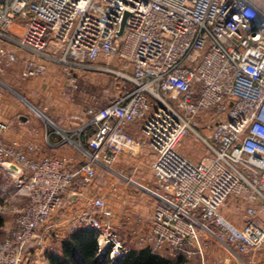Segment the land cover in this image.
I'll return each instance as SVG.
<instances>
[{
    "label": "built area",
    "instance_id": "2783aa9c",
    "mask_svg": "<svg viewBox=\"0 0 264 264\" xmlns=\"http://www.w3.org/2000/svg\"><path fill=\"white\" fill-rule=\"evenodd\" d=\"M17 49L60 62L68 92L81 93L79 71L93 70L111 77L114 94L86 110L78 132L91 131L87 161L77 167L69 155L30 157L32 143L6 145L10 125L0 118V171L19 168L16 184L28 196L0 242V264L26 263L28 243L62 211L74 183L91 185L99 169L113 172L120 153H137L132 124L153 152L152 186H140L152 200L142 247L201 264H220L206 258L212 244L230 255L264 250V0H0V75L18 60L22 78L46 70ZM190 134L205 147L199 161L178 149ZM237 212L240 226L230 217ZM113 219L95 196L65 222L92 231L98 253L116 263L128 250Z\"/></svg>",
    "mask_w": 264,
    "mask_h": 264
},
{
    "label": "crops",
    "instance_id": "0c3cea01",
    "mask_svg": "<svg viewBox=\"0 0 264 264\" xmlns=\"http://www.w3.org/2000/svg\"><path fill=\"white\" fill-rule=\"evenodd\" d=\"M24 52L26 55L19 54L21 58L32 59L38 63L46 62L47 72L44 71L41 75L35 76L36 78L32 82H38L37 84L43 83L44 90L48 91L49 95L45 102H41L38 98L35 100L31 99L36 102L37 110L40 114L34 115L27 112L21 104L9 96L7 86L2 81H6L9 75L8 68H5L7 70H5L6 73L0 75V118L6 120L10 127L2 135V141L6 145L17 141L22 147L27 144H34L37 147L36 151L27 153L34 159L44 156L60 157L62 155H69L73 159L71 166L77 167L87 161V136L86 133L81 134L78 132L85 123L82 115L86 114V110L89 108L87 99L82 97L83 99L80 100L77 98L78 92L71 93L66 91L67 76L62 66L56 68L53 66L54 64L51 65V61L43 60L42 57H38L30 52ZM19 69H21V66L18 68V71ZM27 84L23 86L24 89L28 87ZM31 89L29 86L26 91L29 92ZM44 95L46 96V93ZM49 125L52 127L49 128ZM127 130L136 140L142 143L139 145L138 153H120L118 155L114 166H117L119 174L99 169L93 184L79 186L77 183H74L65 192L63 195L64 206L62 211L55 214L49 220L54 229H57L58 238L54 240V250L45 254L46 264H50L49 256L61 258L64 244L67 245L68 243V245L72 246L77 237L80 236L79 233L81 231L79 229L74 231L68 230L65 220L84 208L87 198L102 197L107 206L114 212V223L122 222L125 217H128L129 222L127 223L132 228H135L139 226L142 220H149L152 200L148 194L140 189V186H148L151 183L152 173L147 159L152 161L153 152L144 142L143 138L141 139L136 124L129 125ZM68 132L69 137L76 136L75 141L67 138L66 133ZM10 169L12 174L3 170L0 171V196L3 197L0 198L1 203L7 201L10 197H16L19 195L17 193H26L23 184L21 186L16 184L21 170L14 165H10ZM235 203L233 201L229 204L234 205ZM239 214L240 216L236 218H240V220L235 222L240 226L243 214L242 212ZM234 216L230 215L233 220ZM8 219L11 220V218ZM9 220L7 224L11 225L12 223ZM53 227L49 225L47 229H52ZM86 235H83L85 236V240L86 238H90L89 234V237ZM29 250L33 252L32 256L37 251L32 248H29ZM163 253H165L163 255H167L166 252ZM71 257L75 258L73 259L75 260L73 264H87L86 258L78 257L73 251ZM206 258L210 261L220 259V264H249L248 261L251 258L256 261H264V250L254 255H230L216 244H212L207 251ZM194 263L201 264L200 258H196Z\"/></svg>",
    "mask_w": 264,
    "mask_h": 264
},
{
    "label": "rangeland",
    "instance_id": "374dc122",
    "mask_svg": "<svg viewBox=\"0 0 264 264\" xmlns=\"http://www.w3.org/2000/svg\"><path fill=\"white\" fill-rule=\"evenodd\" d=\"M12 33L15 36H19L21 34L19 26L14 25L12 27ZM53 47H55L54 44H53ZM50 49L51 48L47 49L46 51H44V53L51 54L57 58L61 56L60 51L54 52L55 51L54 49H52V51ZM17 53L20 55H26V53L23 50H18ZM51 62H52L51 65L54 64L53 66H55L56 68L57 67L60 68V66L63 67V65L60 62H56V61H51ZM20 63L21 61L18 60L17 62L7 65L5 68L6 69L8 68L7 70H8L9 75L6 78V81L5 80H2V81L6 84L7 89L9 91V96L14 101L21 104L22 107L27 110V112L34 114V115L36 114L38 115L40 113L37 110L36 102L33 100L38 98L40 99L41 102H45V100L47 101L49 92L44 90L43 83L37 84L38 82H35V81H34L35 83L32 82V80L36 77H32L28 79L22 78L20 75L21 69H19L18 71V68L21 66ZM46 70H47V67H46ZM5 73H3L2 75H4ZM79 73L81 74L80 84H81V88L83 91L81 93H78L79 95L77 98H79L80 100H82L83 98H86L88 102L87 103L88 106L94 109L103 107L106 104H108L109 101H111V99L113 98V94H114V91H113L114 88H113V81L110 79L111 77L109 75H106L98 71H93V70H82V71L80 70ZM26 84L28 87L30 86V88H32L31 91L29 92L26 91L28 87L26 89L23 88V86H25ZM45 93H46V96L44 95ZM42 118L44 117L42 116ZM82 118L86 121L87 116L85 113L82 115ZM48 127L51 128L52 126L49 125ZM66 136L69 140L75 141L76 139L75 135L69 137V132L66 133ZM139 143L142 144L140 141ZM178 149L180 152H182L185 156L190 158L192 161L201 160L202 157L206 155L205 147L202 145V143L198 139L194 138L191 134L186 135L183 139H181L178 145ZM147 161L150 165V162H151L150 159H147ZM112 169L114 173L116 172L117 174H119V172L117 171L116 165L113 166ZM152 182H153V179L151 180V183L147 187L150 188L152 186ZM17 194L19 195H17L16 197H10L7 201L3 203L0 202V218L2 219V224H3L2 227H0V242L4 240L8 235L11 234L12 230L15 227L16 218L19 216V214L23 211V209L27 205V202H28L27 194L25 192L17 193ZM0 198H3V197L0 196ZM229 203H231V201H228L226 206L229 205ZM226 210L227 209L225 208L223 209L224 213H226L225 212ZM239 213L240 212H237L235 216L233 215L234 221L236 222L237 220H240V218H236L240 216ZM7 218H11V220L8 219L9 221H11L12 223L11 225L7 224V221H8ZM50 222L51 221L48 220V223L45 227L39 228V230L35 234L36 237L28 243L27 249L25 252L26 257H27V261L25 264H46L45 254L52 252L54 250V245H55L54 240L58 238L57 237L58 232L56 231L57 229L56 228L54 229L52 223ZM127 222H129V220L128 221L125 220V222L119 221L115 223V227H116L115 230H116L117 236L119 237L122 246L128 251L132 249H139L142 247L139 244V240L141 239L142 236L146 235L149 229V220L148 221L142 220L139 226L135 228H132L131 226H129ZM49 225L52 226L53 228L47 229V226ZM29 248H32L33 250L34 249L37 250L33 256H32L33 252H31ZM96 252H97L96 254L99 255L98 257H100V260L102 262H105L106 264H110L109 259L106 258L107 252L100 255L98 253V246H97ZM163 254L165 253H162L160 255L157 254V255L165 256ZM196 258L198 257H192L190 259H181L180 264H195L194 262Z\"/></svg>",
    "mask_w": 264,
    "mask_h": 264
},
{
    "label": "trees",
    "instance_id": "16d2710c",
    "mask_svg": "<svg viewBox=\"0 0 264 264\" xmlns=\"http://www.w3.org/2000/svg\"><path fill=\"white\" fill-rule=\"evenodd\" d=\"M90 130L86 133L88 137L90 135ZM2 225V219L0 218V227ZM81 231L80 236L74 241V245L64 244V251L62 256H49L50 264H73L75 258H72V251L77 254L78 257L86 258L87 264H106L100 260L97 252V242L94 238V233L85 228H79ZM84 234L90 235V238L83 236ZM181 258H170L167 256H159L156 253H152L148 247H141L139 249H132L128 251L127 255L120 261L110 264H180Z\"/></svg>",
    "mask_w": 264,
    "mask_h": 264
},
{
    "label": "water",
    "instance_id": "95a60500",
    "mask_svg": "<svg viewBox=\"0 0 264 264\" xmlns=\"http://www.w3.org/2000/svg\"><path fill=\"white\" fill-rule=\"evenodd\" d=\"M126 16H127V13L124 14V17H123V19H122V22H121V25H120V31H119V34L121 33V31H122V29H123V26H124V22H125Z\"/></svg>",
    "mask_w": 264,
    "mask_h": 264
}]
</instances>
